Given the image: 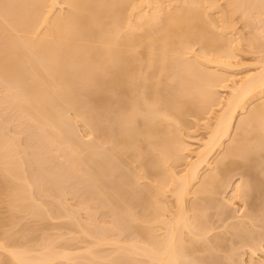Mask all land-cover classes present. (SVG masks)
Listing matches in <instances>:
<instances>
[{
	"label": "bare ground",
	"instance_id": "bare-ground-1",
	"mask_svg": "<svg viewBox=\"0 0 264 264\" xmlns=\"http://www.w3.org/2000/svg\"><path fill=\"white\" fill-rule=\"evenodd\" d=\"M225 1L227 12L224 10L223 15L226 12L228 18L219 25V18L212 13L218 6L215 0H0V86H4L5 93L10 91L6 94L9 100L12 98L11 103L14 100L16 106L20 104L18 108L25 113L20 111L38 124V130L41 128L38 132L42 133L44 147L61 153L64 162L67 155L65 163L73 166L71 171L78 170V177L92 183L87 184L89 187H96L93 190L109 198L114 210L121 208L120 218L134 216L133 206L134 211L142 213L133 220L128 218L138 223L135 226L140 225L136 238H132L135 240L130 237L123 245L116 242L123 246L118 255H123L127 264L133 260L141 264H210L207 256L215 252L213 249L225 250L227 244L218 236L220 231L214 235L212 231L217 226L221 229L220 223L226 227L227 220L235 217L231 218L218 197L224 188H231V174L236 171L250 185L243 182L232 190L240 195L246 191L250 200L254 198L251 204H245L251 206L248 214L242 215L250 220L251 230H245L250 223L243 224V217L239 224L228 221L233 224L230 229H234L241 245L252 251L263 248L264 202L260 201H264V59L255 72L236 79L241 61L230 19L236 13L244 18L254 11L264 14V0ZM57 5L60 9L65 6V12L56 11ZM226 89L229 96L224 100L219 91ZM257 100L261 102L255 103ZM221 105L223 110L208 126L207 139L191 149L187 140L189 119L199 121ZM72 110L78 117H73L75 121L83 119L92 130L95 138L92 145L87 142L89 147L84 146L86 141L80 140L82 146L71 138L78 136L74 127L66 128L73 120L66 117ZM241 114L244 117L235 127L238 131L232 135ZM6 137L0 132V194L5 195L8 205L7 218L16 221L24 215L42 219L48 214L44 202L50 192L45 187L44 202L36 196L42 191L37 190L40 179L36 176L62 184L63 173L52 174L59 179L50 178L46 167L42 171H47L46 178L36 171L29 173L35 169L32 165L38 166L37 170L42 167L41 159V165L35 158L38 164H33V154L24 150L27 156L24 153L22 157L16 143ZM227 140L230 143L225 145ZM44 147L40 150L47 153ZM217 149H221L220 159L210 162ZM183 165L185 170L178 172L176 169ZM204 165L210 173L201 175ZM59 184L57 187L62 188ZM58 188L56 196L64 193ZM51 193L54 195V191ZM167 193L174 198L170 206H166L168 200L164 201ZM94 194L92 199L100 197ZM210 208L220 221L215 220L216 216L208 217ZM8 227H0L6 228L5 234L0 232V240L5 236L0 242L7 237L6 245L5 241L0 243V264H51L60 257L70 259L69 251L50 249H56L53 244H47L48 249L37 248L40 252L27 244L17 249L20 241H16L15 233L10 235ZM9 236L15 239L9 241ZM13 241L19 245H12ZM100 241L98 245H102ZM93 248L82 251L90 256L85 257L89 258L87 264L90 258L91 262L114 260L115 256L107 260ZM202 253L207 254L205 258Z\"/></svg>",
	"mask_w": 264,
	"mask_h": 264
},
{
	"label": "rangeland",
	"instance_id": "rangeland-1",
	"mask_svg": "<svg viewBox=\"0 0 264 264\" xmlns=\"http://www.w3.org/2000/svg\"><path fill=\"white\" fill-rule=\"evenodd\" d=\"M200 1H203V0H200ZM215 1H217L216 3L218 6H217V9H214L212 11V13L215 15V17L214 16L213 17L216 19L219 18V20L217 19L218 24L222 25V23L224 22L223 18H226V17L228 18V16H224V15H228L226 13L227 10H225V9H227V3L225 0H215ZM59 5H57L56 11H57V9L59 11V9H60ZM61 9L63 10L62 12H65L66 7L61 6ZM224 10L226 12L223 15ZM254 12H253L254 14L251 13V15L249 16L250 18L248 17L249 19L244 18L245 16H242V14H240V13L234 14L230 19L231 21L228 19L232 24V28L234 29V30L232 29L233 30L232 33L234 35L233 38L234 39L236 37L238 38V40H237V38L235 40L238 42L237 43L234 42L235 43L234 45L237 46L236 47L237 48V54H239L237 58L241 61L240 66L236 70L237 74H239L236 77L237 80H241L244 77H246L247 75L255 72L260 67V64L262 63V59H264V47H263L264 46V20H263L264 14L260 10L258 12L257 11H254ZM258 13H260L261 18L258 17L259 16ZM196 48H198V47H196ZM1 86H0V130H1L0 132L2 133V135L3 136L6 135L8 138L13 140L14 144L16 143L15 146L18 147V148L17 147L16 148L18 149L17 151H20L18 153H21L20 154L21 156L24 153L26 154V152L27 153L31 152V154H33L32 155L33 156V158H32L33 164H35L37 162L35 160H38L39 164L41 161L42 167L48 168L47 169L48 171L50 170L49 172H51V173H48V175L49 174L52 175L53 173H56L60 176L63 173V175L60 176V177H63V179H62L63 181L61 180L62 184L61 183L59 184L57 181L59 179V177L56 174H54V177L52 175V177H50V178H53V179L55 177L58 178L56 180L57 182H54L55 179L53 181L51 179H50L51 180L50 181L49 178H48V180H46L47 175L45 174V172H47V171H45L44 173L42 172L43 170H45V168L42 169V167H40L39 168L40 170L39 169L37 170L38 166L32 165V167H35L36 170L35 169L31 170V171L29 170V173L32 171H36L39 176H41L43 174L46 178V179H43L42 176H41V178H38V176H36V172H35L34 176L37 177V180L40 179L37 181L38 184H39V182H40V184L42 182L41 185H43V186H40V184H39L38 187H40V188H37V187L36 188H37V190L40 189L42 191H37V192L34 191V193L36 192V194H37L38 192H41L40 194H37V195L35 194V195L39 199L43 200V202H44V197H45V196L43 197V195L47 194L46 188H47V186L49 187L48 192H50L49 193L50 198H48L44 202V203H46V201H47V203L45 205H47V207H48V208L46 207L48 214H47V216L41 217L42 219L38 218L39 216L38 217L29 216L28 218L26 216L25 218H23L24 215L19 217V218L17 216L16 218H18V219L16 221H15V219L11 220L12 217L7 218L8 214H9L8 209H7L8 205L5 202V195H3L2 193L0 194V202H1L0 203V214H1L0 215V217H1L0 223H1V221L4 220L3 221L4 223H1V225L6 224L7 227L9 225L8 228L10 229L11 232L8 230L7 231L8 234L10 232V235H14V233H15L16 236H14V237H16V241L17 242H18V240L20 241V242H18V243H20V245L17 244V242L15 243L14 241L12 242L13 243L12 245H16V244H17L16 246L19 245L18 246L19 248L17 247V249H19V250L23 249L26 244L29 246L30 245L33 246V249L36 247V250H38L39 248H41L43 250V248L48 249V247H46V246H48L49 244H53L52 246H54L56 249H54L53 247L50 249L56 250V251L59 250L60 253H62V251H64V252L69 251V253H71V256L69 253H67V254H68V256H70V259L71 258L73 259V260L71 259L72 261L69 258H68L69 260H67L66 257H65V259L62 260V258L60 257V259L58 258L56 262L54 261L51 264H87V261H89L87 259H89V258H85V257H90V256H86V255L84 256V252H82V251H85L87 248L91 249V247L92 248L94 247L93 250H95L96 253H99V255L105 256L106 259L110 258L111 256H115V258H114V260H110V261H106V262H98L99 260L96 261L97 259L95 261L92 260V262H91V258H90V263H88V264H127L128 261H126V258H124V256L122 254H121L122 255V258H121L120 255H118V254H120V252H118V251H119L120 246L123 249L122 243H124V242L126 243L127 241H129L130 237H131V239L133 237L136 238L137 231L138 230L140 231V228L138 229L137 227H139L140 225L135 226L136 224L138 225V223H136L134 221L132 222L130 220H133V218H135V217H139V215L142 213H139V211L137 209H136V211H134L133 208L135 206H133V208H131V212L132 211L134 212L133 213L134 216H131V217L127 216L128 218H132V217L133 218L130 220H128V218H127V220H126V218H125L126 216L125 217L123 216L125 218V220H124L122 218V216H121V218L119 216V215H123V213L118 214V212L121 211L120 210L121 208L120 209L115 208V210H114L115 206L113 205L112 201L109 198H107L103 193H101V192L98 193L99 190H96V191L93 190L94 187L90 186V187H92L91 188L92 191H90V187H89V185H87L90 183H89L88 179H87L88 182L87 183L85 182V179H86L85 175H84L85 179L82 178L83 176L78 177L79 176V174L77 175L78 170H77V172H75L76 173L75 174L74 173L75 168H74V170H72L73 171L72 172L71 169L73 168V166H70V163H69V166H68V164H66L67 163L66 162V159H67L66 154H64V155H66V158H65L66 163H65L64 162V156L61 153H59V152L57 153L52 148L50 151H48V146L44 147L43 144H45V143H42L41 136H40L42 133L40 134L38 132V131L42 132L41 128H39V130H38V127H39V126H37L38 124L35 122L33 123V121L29 120L23 114L25 112H23V110L21 108L22 106L20 104L19 105L21 106L20 108H21L23 113L20 111V108H18L19 105H17V106L15 105L16 103L13 102L14 100L11 103L12 98H11V100H9L10 98L8 96L11 94V93L10 94L8 93L10 91L6 90V91H8V92H6V93H8V95H7L5 93V90L2 89V88H4V86L3 85H1ZM228 92H229V90H227V89L226 90H220L219 95L222 96V98H224V100H225V98L226 97L228 98V96H229ZM10 97H12V96H10ZM257 102L260 103L261 101L257 100L255 103H257ZM222 108H223V105L215 106L211 113H209L205 116H202V118L199 119V121L194 120V119H193L194 120L193 121L192 118L189 119V121L191 123V125H189V126H191V127H189L190 131H188V133H190V137H188L187 140L192 144L191 149H193V150L197 149L198 146L200 145V142L205 141L207 139L210 128H211V127L208 128V126H210V125L212 126V124H214L215 117H216V115H218L223 110ZM69 111H71V110H69ZM69 111H68V113L70 116L68 114H66V115H68L66 117L67 118L71 117L75 121V119L78 117L76 115H74L75 112L73 110H72V113H70ZM243 117H244L243 114H241L240 116L237 117V119L234 123V126H233L232 135L237 130L235 127H237V124H239L238 120H240V118H243ZM67 118H66V120H67ZM72 119H70V122ZM73 120L71 123L68 122V120H67V122L70 123L69 124L70 126L67 124L66 128L72 127L73 130L75 128L76 129L75 132L77 131L78 136H75L76 134L73 132L75 137L74 138L71 137V138L75 140V143L76 142L80 143V140H82L81 142L86 141L84 143V146L87 144V142L88 143L91 142V145H92L93 144L92 141H94L95 137L91 134V132H92V130L90 131L91 128H89V126H87L89 124L86 122V124H87L86 125L83 119L82 120L77 119L78 121L77 120L75 121L76 124ZM67 122H65V124ZM72 123H74V125H76V126H74ZM35 124H36V126H35ZM43 131L45 132V130H43ZM68 131H69V133L70 132L72 133V130L70 131V129H69ZM79 135H81V136H79ZM46 136L49 137L48 133L46 134ZM46 136H44V137L46 138ZM70 136H72V135H69V138H70ZM43 140H44V138H43ZM51 141H50V143H54L53 141L52 142ZM95 141H96V139H95ZM229 143H230V141L227 140L225 142V145H228ZM55 144L56 143H54V145ZM50 145L52 146V144H50ZM91 145H89V146H91ZM42 146L44 148H47V151H48L47 153H43L42 150H40V147H42ZM56 146H58V145H56ZM89 146L86 145V147H89ZM59 148H60V146H59ZM60 149H62V148H60ZM24 150H27V151L24 152ZM44 151H45V149H44ZM62 151H63V149H62ZM41 152H42V154H41ZM64 152H65V150H64ZM220 152H221V149H217L215 152V155L210 158V162H212L214 159L217 160V158L220 159V157H221ZM37 153H38L39 157H38ZM193 154L194 153H192V155H191L192 158L194 156ZM26 156H27V154H26ZM34 158H35V160H34ZM39 159H41V160L39 161ZM67 161H69V160H67ZM38 162H37V164H38ZM68 167L69 168L72 167V168L69 169ZM185 168H186V165H183V166H179L176 170L178 172H182L185 170ZM205 173H207V174L210 173L207 165H204V167L201 169V175H204ZM32 174H34V173H32ZM29 175H31V174H29ZM81 175H83V172H81ZM231 176L233 177V178H231V181H232L231 185L232 184L233 185L231 186V188H227V187L224 188L222 190L224 192V194L221 191L222 195L220 193L221 196L218 195L219 197L218 196L217 197L219 199L218 201L224 202L227 204L226 205L223 203L225 208H227L226 210H228L227 212L230 214L231 218L233 216H235V217L227 220V226L226 227H223L224 226L223 223H220L221 229H218V226L216 227V225H215L216 223H215L214 224L215 226L213 225V227H216L217 229H215L214 232L212 231V234L215 233V231H217V230L220 231L219 232L220 234L217 231L218 236L220 238H224V240L226 239L225 240V244L227 241V244L225 245L226 248H225V250L222 249L221 251H218L217 249H213V250H215V252L213 254H211L212 253L211 252L210 254L212 256L209 254L207 256L208 260L207 259L206 260L208 262H210V264L211 263L215 264L217 262H218V264H224V263L225 264H264V245H263L264 242L262 243L263 248L256 249V251L253 250L254 251L253 252L252 249H250L248 246H244L243 243H242L243 245H241V242L239 243L240 240L239 241L237 240L238 238L235 235V233L233 232L234 229L233 230L230 229V225H233V224L239 222L240 219H242V217L244 216V214H246V211H249L248 207H251L249 205L251 204V201H253V199H254V198H252L250 200L251 197H247L245 195L246 191H245V193H241V195H240V193L237 194V191L232 190V187L234 189L238 184L243 183L245 180L241 179L242 177H240L239 171L233 172L231 174ZM31 178L33 179V176ZM245 179H246V182H244V183L248 184L249 182H247L248 181L247 178H245ZM44 180H46L48 182L50 181V182L49 183L47 182L48 183L47 184V183H45L46 181L44 182ZM31 181L33 182L34 180H31ZM35 182H36V178H35ZM35 182H34V184L36 185L37 182L36 183ZM59 182H60V180H59ZM55 183H57V184L55 185ZM58 184H59V186L63 185L62 188H61V186L59 188L62 192L64 190V193L63 194L57 193L58 195L56 196L55 192H59V191H57ZM248 185H250V183ZM261 186L263 189L262 193L264 195V188H263L264 184ZM260 187H259V189H261ZM36 188H35V190H36ZM50 188L52 189V191L50 190ZM94 189H97V188L95 187ZM249 189L250 188L247 189V193H248ZM53 191H54L55 196L53 195V193H51ZM93 191L96 194L98 193L97 195H100V197H98L96 194H94L95 197L96 196L98 197V198L97 197L95 198L96 200L92 199L94 197V196L93 197L91 196V194L94 193ZM90 192H92V193H90ZM250 192H252V191H250ZM252 193H254V192H252ZM262 193L260 191V193H259V194H261L260 197L263 196ZM101 195L102 196L104 195V196L101 197ZM166 195H167V197H166L167 199L164 201L168 200V202H167V205L166 204L165 205L170 206V205H168V203L173 204L174 198L171 197V193H167ZM243 195H245V196L243 197ZM254 195L253 196L251 195V196L254 197ZM46 197H48V196L46 195ZM134 201H135V199H134ZM170 201H172V202H170ZM247 201L250 202V204L248 206L245 205L248 203ZM260 202H264V201H260ZM135 203L136 202H134L133 204H135ZM261 204L262 203H260V205ZM138 205H140L139 202H138ZM173 206L171 205L172 208H173ZM139 208H141V210L140 209L139 210L142 211L143 207H139ZM168 208H170V207H168ZM213 210L214 209L210 208V210L207 211V213L209 215L208 217L211 216L212 219H215V216H216L215 220H217L218 217H217V215H215L216 211L215 210L213 211ZM4 211L6 212L5 213L6 215L4 214ZM131 212L129 214L133 215V214H131ZM210 213H213V214H210ZM231 213H232V215H231ZM247 214H248V212H247ZM3 215L6 217V219H5V217H3ZM125 215H128V214H125ZM246 215H245V217H246ZM240 216H241V218H240ZM245 217H243V219H245V222L243 221V219L241 220V221H243V224H245L247 222L250 223V220L245 218ZM234 218H236V219H234ZM210 219L211 218H209V220ZM212 219L210 222L214 221ZM135 220H139V218L138 219L136 218ZM218 220L220 221V219H218ZM13 221H15V223H13ZM228 221H230V222L232 221L233 224L232 223L230 224V222L228 223ZM237 224H239V223H237ZM1 225H0V227H6V225L5 226H3V225L1 226ZM249 225H251V223L248 224V226L247 225H245V226H247V228H248ZM245 226L243 228H245ZM28 227H30V229H28ZM250 227H249V229L245 228V230L250 231L251 230ZM223 228H225L224 232L222 230ZM4 229L6 230V228H3V230L0 229V232L4 231ZM83 229L85 230V232ZM256 229H257L256 231L259 230L258 228H256ZM229 230H231V231H229ZM86 231L88 233H90L88 236H87L88 233ZM221 231L223 234H221ZM5 232L6 231H4V233L3 232L2 233L5 234ZM12 232H13V234H11ZM26 232H30L31 234H29V235H31V237L29 235H28L29 236L28 237L26 235ZM227 232H229V233H227ZM225 233H227V235ZM262 233H264V232H262ZM133 235H135V236H133ZM220 235H223V237H221ZM0 236H1V233H0ZM235 236L237 239L235 238ZM3 237H5V236L2 235V238ZM9 237H12V236H9ZM9 237H8L9 241L15 239L13 237L10 239ZM2 238H1V240H3ZM6 238H5V240H6ZM95 239H97L99 241L103 240L102 241L103 243H101L102 245H98L99 241L97 243V241ZM139 239H141V238H139ZM132 240H135V239H132ZM4 241H2L0 243H4ZM117 241L118 242L120 241L119 243H121L122 245L119 243H116ZM136 241H139V240H136ZM6 242L7 241H5L4 245H6ZM235 242H236V244L237 243H239V244L236 245ZM9 243H7V245ZM10 245H11V243H10ZM22 245H24V246H22ZM16 246L15 247L13 246V248L16 249ZM20 246H22V247H20ZM42 246H43V248H42ZM49 247H50V245H49ZM243 247H245V248H243ZM9 248H11V247H9ZM41 249H40V251H41ZM93 250H91V251L93 252ZM44 251H47V250H44ZM79 251H80V253H79ZM75 252H78L80 255L78 253H75ZM209 252H206V253L208 254ZM121 253H122V251H121ZM206 253H205V255H207ZM202 254L205 258L204 253H202ZM202 254H200V255L202 256ZM220 261H222V262H220ZM132 263L139 264L140 262L138 263L137 260H133L129 264H132Z\"/></svg>",
	"mask_w": 264,
	"mask_h": 264
}]
</instances>
